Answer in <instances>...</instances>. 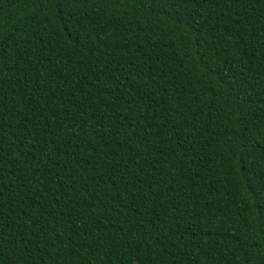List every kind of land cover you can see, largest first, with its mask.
<instances>
[{"label":"trees","instance_id":"16d2710c","mask_svg":"<svg viewBox=\"0 0 264 264\" xmlns=\"http://www.w3.org/2000/svg\"><path fill=\"white\" fill-rule=\"evenodd\" d=\"M0 264H264V0H0Z\"/></svg>","mask_w":264,"mask_h":264}]
</instances>
